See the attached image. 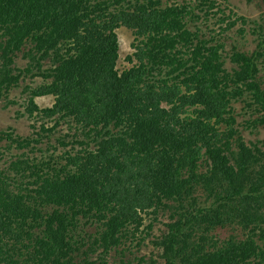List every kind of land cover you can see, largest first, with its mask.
<instances>
[{
    "label": "trees",
    "instance_id": "16d2710c",
    "mask_svg": "<svg viewBox=\"0 0 264 264\" xmlns=\"http://www.w3.org/2000/svg\"><path fill=\"white\" fill-rule=\"evenodd\" d=\"M192 13L189 2L164 0H0V99L42 77L25 86L22 114L70 119L80 146L33 156L25 150L58 122H41L35 136L0 129V141L23 150L0 168V264H79V251L108 252L150 208L171 211L156 240L165 264H264V140L245 141L232 108L250 93L251 124L264 125L258 64L234 50L225 67L223 43L201 40ZM122 25L136 62L119 70ZM48 94L54 103L39 106ZM80 217L100 224L89 250L74 237Z\"/></svg>",
    "mask_w": 264,
    "mask_h": 264
},
{
    "label": "rangeland",
    "instance_id": "374dc122",
    "mask_svg": "<svg viewBox=\"0 0 264 264\" xmlns=\"http://www.w3.org/2000/svg\"><path fill=\"white\" fill-rule=\"evenodd\" d=\"M214 7L208 5L210 0H164L165 4H182L189 2L193 13L188 15V27L197 32L201 40L209 41L208 44L223 43L220 54L225 60V67L229 70L235 66L230 60V55L234 50H242L248 54L255 55L259 71L257 79L264 88V30L259 28L264 21V0H213ZM203 3V6H200ZM199 6V7H198ZM203 7V8H202ZM202 8V9H201ZM209 13L206 15V9ZM198 14L197 18L194 15ZM222 17L226 20L222 21ZM243 17L246 19L243 20ZM235 20V23L226 27L229 21ZM243 31H242V30ZM119 38V59L117 68L123 70L131 67L135 62L127 59V56L135 51L132 46L134 41L133 31L127 26H120L116 29ZM263 40V41H262ZM261 42L263 44L260 46ZM262 51V54H256L255 51ZM44 67L50 65V61H46ZM17 63L21 67H25L27 60L21 55L17 58ZM44 79L40 76H26L20 82L18 87L13 88L7 95L0 99V129L12 127L17 134L21 136H35V131L39 130L41 122H45L48 126H53L58 122L55 128V134L50 138L42 137L33 151H28L33 156H48L55 154L60 155L65 150L75 151L80 148L79 145L71 142L73 138L71 133L75 130L71 129L72 123L70 119L55 116L51 119H40L38 116L23 115L28 106V92L23 91L25 86L35 87L43 83ZM246 98L232 101V108L237 119V126L241 135L248 143H258L262 145L264 140V125H253L251 114H257L253 106L248 107L247 102L250 100V93L245 94ZM35 101L39 106H51L55 98L53 95H42L35 97ZM254 114V116H255ZM68 140L67 145L61 144L59 139ZM7 141H0V168L6 167L10 160L21 154L23 150L17 148H8ZM94 143L92 142V145ZM204 199V197H201ZM169 209L153 208L142 212V221L138 229L133 224H128L122 231L120 243L108 252H104L101 247H97L93 251L90 250L88 258L81 252L77 253L79 264H165V260L161 255V246L156 244V240L161 239L162 235L167 231V223L170 221ZM81 218V217H80ZM100 229V224L96 222L80 219L73 233L76 240L83 242L85 247L82 250H89L92 245L91 240ZM239 232V230H236ZM221 238L229 235V229L217 230ZM88 259V263L84 260ZM83 262V263H82Z\"/></svg>",
    "mask_w": 264,
    "mask_h": 264
}]
</instances>
